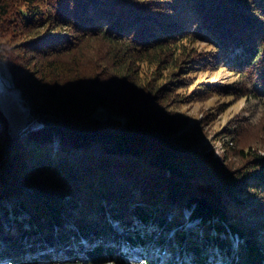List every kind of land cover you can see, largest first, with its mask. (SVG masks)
Listing matches in <instances>:
<instances>
[{"label":"trees","instance_id":"16d2710c","mask_svg":"<svg viewBox=\"0 0 264 264\" xmlns=\"http://www.w3.org/2000/svg\"><path fill=\"white\" fill-rule=\"evenodd\" d=\"M179 1L0 0V62L42 121L11 136L0 105V206L13 199L17 223L0 226V264H155L118 248L151 239L130 220L166 230L184 207L202 222V232L175 228L190 263L228 257L227 227L240 237L230 263L264 264V220L238 210L240 192L260 191L249 200L264 214V151L236 147V124L232 160L197 151L174 109L176 68L203 64L185 43L197 38L213 43L207 64L237 75L240 95L264 99V0H185L187 14ZM139 61L156 67L142 76Z\"/></svg>","mask_w":264,"mask_h":264},{"label":"rangeland","instance_id":"374dc122","mask_svg":"<svg viewBox=\"0 0 264 264\" xmlns=\"http://www.w3.org/2000/svg\"><path fill=\"white\" fill-rule=\"evenodd\" d=\"M176 11L180 14L188 13L189 7L185 4V0L179 1L176 6ZM42 31L45 30L43 29ZM185 43L189 52H192L196 57L203 58L202 66L196 65L192 68H189V66L183 68L178 67L174 74L175 79H181L184 84V86L176 90V99L178 100L175 102L174 109L178 115L186 119V124L184 126L185 131L183 132L185 139H188L192 148L197 151L205 150L211 152L212 155H227L229 159L232 160L234 151L230 148V146H232L230 145L231 143H229V141L226 142V140L232 137V135L228 133L233 125L236 124L237 132L233 141L236 147L250 145L257 149V151H264V145L261 143V128L264 127V99L261 100L257 97L252 98L251 96L240 95L242 91L239 87H242L243 84L240 83L237 75L230 72L226 67H214L212 64H207L209 61H206V58L211 55V50L214 47L213 43L201 38L186 41ZM137 65H139L141 73H143L142 76L145 75V72L152 71L156 67L154 63L145 61H139ZM184 65H186V63H184L183 66ZM163 75H167L166 79L170 78L169 71L168 73L164 72ZM158 81L161 83V81L165 80L160 78ZM213 91L221 92L216 93ZM0 105L8 123L7 131L11 136L20 135L27 125L34 128L42 125V121L31 114L29 107L20 96L19 88L15 86L7 68L1 62ZM106 113L111 114L108 109L103 107H96L93 111L95 115ZM252 195H255L253 198L257 201L260 191L256 194H248L245 191L240 192V196L245 198V200L243 206H238V210H240L242 214H248L249 217L256 216L260 220H264V214L259 213L260 211H258V209H253L255 206H252V203L255 201L250 203L251 201L249 199ZM15 199L19 198L16 197ZM11 201L13 202L14 200H4L7 210L0 206V226L3 225L10 229L17 227L16 220L13 219L14 216L9 213V208L11 204H13ZM229 205L233 206L235 204L230 201ZM190 211V208L184 207L182 209V214L178 215L182 217L179 219L181 224H177L176 226L169 224L166 230H162L157 224H152L150 219L140 221L132 218L129 225L130 230L133 228L135 231L133 233L138 232L140 237H146L147 235L151 237L149 240L143 238L145 240L143 243L144 245L141 248L132 249L133 252L139 256L141 254H146L149 258L153 259L155 264H194V262L190 263V259L194 256V252L187 250L173 237L175 228H180L181 225L183 226L182 228L185 229V232L190 228L196 229L202 226V222H200L198 218L190 217ZM172 214L173 211L170 210L167 215L171 217ZM20 216L23 221L22 225L27 226L29 224L26 220L27 215ZM257 224L258 223H254L253 221L251 222L252 226ZM196 230L198 231L199 229ZM226 230L228 232L227 236L231 241L228 257L225 256L222 260L220 258L217 259L218 261L216 260V264H229L230 257L235 252V246L237 242L240 241V237L237 234L229 233L227 227H225V231ZM259 231L258 229V232ZM118 232L123 235L128 234V232L124 234L121 229H118ZM185 234L189 236L191 241L200 245L196 235L192 236L190 232L189 234ZM159 237L164 240L163 244L153 241L154 238L158 240ZM122 238L123 237H121V239ZM121 247L123 248L122 250L126 252L130 251L132 248L129 243H124L123 245L120 242L118 248ZM232 248H234V250ZM201 249L207 251L208 246L206 247V243H204V247ZM212 250L215 252V248ZM200 252H202V250L198 251V253ZM214 252L208 254L212 255ZM127 259L129 260L130 258L127 257ZM225 260L227 262H224ZM7 264H9V262Z\"/></svg>","mask_w":264,"mask_h":264},{"label":"bare ground","instance_id":"6f19581e","mask_svg":"<svg viewBox=\"0 0 264 264\" xmlns=\"http://www.w3.org/2000/svg\"><path fill=\"white\" fill-rule=\"evenodd\" d=\"M221 260H222V259H221ZM224 262H227V261L225 260ZM230 262H231V261H229L228 263L231 264Z\"/></svg>","mask_w":264,"mask_h":264}]
</instances>
